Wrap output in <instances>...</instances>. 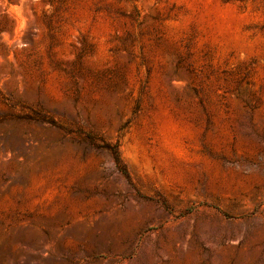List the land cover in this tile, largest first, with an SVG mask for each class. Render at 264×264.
Here are the masks:
<instances>
[{
  "label": "rangeland",
  "instance_id": "rangeland-1",
  "mask_svg": "<svg viewBox=\"0 0 264 264\" xmlns=\"http://www.w3.org/2000/svg\"><path fill=\"white\" fill-rule=\"evenodd\" d=\"M0 264H264V0H0Z\"/></svg>",
  "mask_w": 264,
  "mask_h": 264
}]
</instances>
